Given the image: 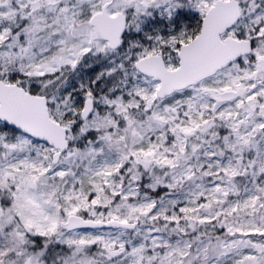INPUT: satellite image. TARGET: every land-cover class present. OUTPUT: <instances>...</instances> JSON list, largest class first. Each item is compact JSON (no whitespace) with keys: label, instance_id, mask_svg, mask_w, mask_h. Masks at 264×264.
<instances>
[{"label":"snow or ice","instance_id":"obj_1","mask_svg":"<svg viewBox=\"0 0 264 264\" xmlns=\"http://www.w3.org/2000/svg\"><path fill=\"white\" fill-rule=\"evenodd\" d=\"M0 264H264V0H0Z\"/></svg>","mask_w":264,"mask_h":264}]
</instances>
